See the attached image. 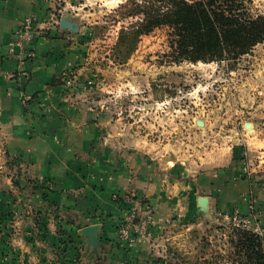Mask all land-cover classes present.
Masks as SVG:
<instances>
[{"label": "crops", "instance_id": "1", "mask_svg": "<svg viewBox=\"0 0 264 264\" xmlns=\"http://www.w3.org/2000/svg\"><path fill=\"white\" fill-rule=\"evenodd\" d=\"M77 1L0 0V264H153L166 241L235 211L264 234V156L250 139L195 169L121 137L76 90L88 61L59 23L77 15ZM28 16L37 23L21 60L8 50ZM129 205L154 224L124 243L117 224ZM87 227H98L92 240L80 235Z\"/></svg>", "mask_w": 264, "mask_h": 264}, {"label": "rangeland", "instance_id": "2", "mask_svg": "<svg viewBox=\"0 0 264 264\" xmlns=\"http://www.w3.org/2000/svg\"><path fill=\"white\" fill-rule=\"evenodd\" d=\"M245 2L252 17L264 15V0ZM136 3L143 5L142 0L75 2L79 11L69 20L77 32H67L77 36L88 61L81 72L87 77L75 82L76 90L104 121L117 124L113 131L121 137L141 138L168 159L195 169L215 164L244 138L250 139L251 153L263 157L264 42L233 61L178 62L172 56L171 30L161 26L140 35L124 59L131 45L117 46L118 37L122 30L138 29L143 17ZM245 123L251 125L245 129ZM213 218L219 222L166 241L163 251H156L159 260L247 264L238 230L217 215L208 216Z\"/></svg>", "mask_w": 264, "mask_h": 264}, {"label": "trees", "instance_id": "3", "mask_svg": "<svg viewBox=\"0 0 264 264\" xmlns=\"http://www.w3.org/2000/svg\"><path fill=\"white\" fill-rule=\"evenodd\" d=\"M142 1L143 5L135 4L137 14L143 17L138 29L132 33L122 30L118 37L117 46L131 45L124 59L140 35L161 26L171 30L172 56L178 62L233 61L264 42V15L252 17L245 0ZM238 232L239 250L244 249L247 264H264V247L260 238L248 232ZM160 262L172 264L159 259L153 264Z\"/></svg>", "mask_w": 264, "mask_h": 264}, {"label": "built area", "instance_id": "4", "mask_svg": "<svg viewBox=\"0 0 264 264\" xmlns=\"http://www.w3.org/2000/svg\"><path fill=\"white\" fill-rule=\"evenodd\" d=\"M36 23V16H28L23 20L22 24L15 29L13 40L9 44L8 50L11 55L14 54V49H18L19 53L16 55L18 59L22 60L30 56L28 45L33 40V28ZM240 157L242 160H247V151L245 149L241 152ZM249 167L248 162L244 168V174L247 177H250ZM218 216L223 218L233 228L258 236L264 245L263 231L252 214L242 215L238 211H235L231 214L224 213ZM153 224L154 217L150 213L141 217L135 207L130 205L126 206L118 219V239L124 243H132L137 236L145 235Z\"/></svg>", "mask_w": 264, "mask_h": 264}, {"label": "water", "instance_id": "5", "mask_svg": "<svg viewBox=\"0 0 264 264\" xmlns=\"http://www.w3.org/2000/svg\"><path fill=\"white\" fill-rule=\"evenodd\" d=\"M69 19H70L69 16H67V15L63 16V17L60 19L59 26H60L62 29L66 30V31H69V32H72V33H76V32H77L76 24L73 23V22H71ZM248 124H250V123H245V124H244V125H245V129H247ZM197 125H198V126H201L202 123H201V122H197ZM250 125H251V124H250ZM199 202H200L201 205H205V203H206V198L201 197V198L199 199ZM95 233H98V227H87V228L82 229V230L80 231V235H81V236L89 237L91 240L94 238ZM91 240H90V243L92 242Z\"/></svg>", "mask_w": 264, "mask_h": 264}, {"label": "bare ground", "instance_id": "6", "mask_svg": "<svg viewBox=\"0 0 264 264\" xmlns=\"http://www.w3.org/2000/svg\"><path fill=\"white\" fill-rule=\"evenodd\" d=\"M249 128V127H248Z\"/></svg>", "mask_w": 264, "mask_h": 264}]
</instances>
